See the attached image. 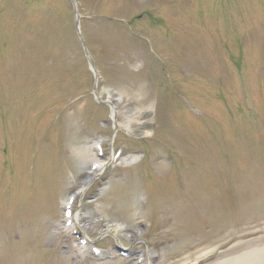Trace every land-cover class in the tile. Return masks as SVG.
Listing matches in <instances>:
<instances>
[{"label": "rangeland", "instance_id": "374dc122", "mask_svg": "<svg viewBox=\"0 0 264 264\" xmlns=\"http://www.w3.org/2000/svg\"><path fill=\"white\" fill-rule=\"evenodd\" d=\"M75 2L115 121L69 2L0 0V264L263 248L264 0ZM66 204L108 258L80 255Z\"/></svg>", "mask_w": 264, "mask_h": 264}, {"label": "bare ground", "instance_id": "6f19581e", "mask_svg": "<svg viewBox=\"0 0 264 264\" xmlns=\"http://www.w3.org/2000/svg\"><path fill=\"white\" fill-rule=\"evenodd\" d=\"M112 114H115L113 108L111 107ZM96 170V169H95ZM94 170H92V174ZM264 249L257 251H250L249 253H244L238 257L234 256L229 260H220L217 264H264Z\"/></svg>", "mask_w": 264, "mask_h": 264}]
</instances>
